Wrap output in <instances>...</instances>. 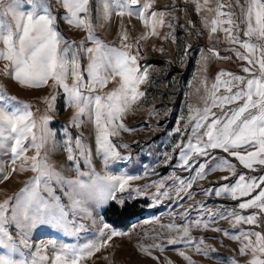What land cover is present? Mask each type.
<instances>
[{
	"label": "snow or ice",
	"instance_id": "snow-or-ice-1",
	"mask_svg": "<svg viewBox=\"0 0 264 264\" xmlns=\"http://www.w3.org/2000/svg\"><path fill=\"white\" fill-rule=\"evenodd\" d=\"M193 2L197 14L205 10L213 14L210 20L201 18L209 40L222 32L226 43L238 46L225 50L235 52L237 59L245 62L242 71L246 75L220 70L210 87L206 80H201L206 93L204 107L189 108L184 131L179 127L183 117L177 121L174 130L182 137L187 136V142H178L173 151L179 150L176 167L188 172L189 176L166 178L174 182L175 198L164 179L145 185L144 189L156 188L151 196L153 205L167 198L183 207L181 201L191 199L195 194L192 191L194 182L211 172L228 171L230 176H221L220 180L228 181L235 176L233 183L203 188L201 194L230 198L240 201L237 205L240 210L258 211L243 215L235 209L225 211L222 206L212 211L206 208L204 201H197L179 213L185 223L161 225L178 232L177 236L168 238L167 244H184L194 248L197 254L217 259V264H239L235 258L225 260L212 256L216 249L205 244L202 237L194 239L190 232L193 227L210 229L238 242L239 255L249 257L245 264H264V231L256 230L264 228V174L237 175L236 165L225 157L214 155V150H221L245 169L255 172L259 166L264 170V0H243V3L241 0H216L214 8L209 6L210 0ZM153 4L154 0H0V77L21 88L52 89L49 95L40 97L45 112L37 119L29 102L0 87V149L10 147L13 165L6 174L0 169V182L7 181L17 171V161L20 172L33 173L18 193L0 201V264H86L108 246V241L120 235L116 231L106 232L109 226L105 223L100 236L107 235L106 240L59 245L53 241L35 246L30 242V233L46 229L77 236L86 230L77 218H90L89 206L105 208L116 204L123 208L127 201L117 193L143 195L141 188H130V181L140 179L139 176L114 175L106 169L110 163L131 159L130 155H122L118 150L128 148V145L116 144L111 138L122 131H134L122 122L123 117L146 96L140 86L149 82L151 66L139 63L140 41L158 36V29L165 26V17L169 15L163 10H152ZM234 8L240 10L241 22L245 24L243 39ZM113 14L121 18L136 17L142 23L145 31L136 39L135 45L129 42L128 32L123 27L118 34L119 47L96 35L94 20L107 22ZM61 24L85 35L79 41L69 40L60 31ZM188 25L194 26L190 20ZM167 27H172L171 21L167 22ZM169 35L175 43L172 33L165 34L163 39H168ZM89 44L91 46H86ZM190 48L191 45L185 46L184 57ZM159 51L163 52V49ZM210 57L231 59L221 57L215 48L202 50L198 61L202 71L207 70ZM84 58L87 64L82 63ZM110 82H116L117 86L103 91ZM61 97L72 114L69 124L61 130L64 139L58 143V132L50 127L54 118L49 113L55 111ZM214 108L219 112L212 111ZM85 115L94 124L96 155L103 161V175L92 167V152L82 136L73 139L70 132L73 127H81ZM49 144L53 150L62 148L67 153L66 159L76 173L73 178H67L49 162L44 151ZM30 150L33 154L27 155ZM164 155L165 163L173 159L171 154ZM200 158L204 159L201 161ZM80 160L84 161L88 171L80 170ZM56 187L67 198V204L56 194ZM193 210L198 216L190 220L189 213ZM222 219H228L231 229L238 231L214 226ZM242 224L250 227L242 228ZM49 247L53 249L51 255L48 254ZM151 247L165 250L160 244ZM139 248L151 256L148 248L142 245ZM173 250L187 264H193L185 251ZM151 258L158 260L155 256Z\"/></svg>",
	"mask_w": 264,
	"mask_h": 264
},
{
	"label": "rangeland",
	"instance_id": "rangeland-1",
	"mask_svg": "<svg viewBox=\"0 0 264 264\" xmlns=\"http://www.w3.org/2000/svg\"><path fill=\"white\" fill-rule=\"evenodd\" d=\"M200 3H203V0H200ZM241 3H243V0H241ZM209 6L214 8L216 0H210ZM152 10H163L168 12L169 15L165 17V26L158 29V36H150L147 40L140 41L141 58L139 63L151 66L149 69V82L140 86V90L144 91L146 96L133 105L123 117L122 122L134 131H122L120 135L111 138L116 144L128 145V148L121 147L118 150L122 155H130L131 159L110 163L106 169L108 173L114 175L124 174L140 177V179L130 181V188H141L142 196L137 197L135 193L130 195L129 192L117 193V195L121 196L127 203L137 202L135 210L141 212L142 217H135L121 222V216L104 214V210L108 206L105 208L89 206L91 217L88 219L77 218L78 222L85 225V231L77 236H67L57 230L34 231L30 233V242L34 246L37 244H50L53 241L59 245L62 243L83 244L89 241H99L100 239L106 240L107 235L100 236V229L106 223L109 226L106 232L116 231L120 235L114 236L108 241V246L102 248L86 264H169V262L171 264H187L173 249L185 251L191 257L193 264H217V259L206 258L197 254L194 248L187 247L184 244L168 245V238L177 236L178 232L169 231L161 225L172 223L182 225L185 221L181 219L179 213L183 211V208L194 205L197 201H204L206 208L212 211L221 209V206L225 211L235 209L243 215L258 211L257 209L240 210L237 207L240 201H233L230 198L201 194L203 188L233 183L236 179L235 176L228 181L220 180L221 176H230V173L226 170L211 172L204 179L194 182L192 191L195 194L191 199L185 198L181 201L183 207L175 204L173 199L167 198H163L159 203L153 205L151 196L156 192V188L148 187L146 190L144 189L145 185H151L153 182L164 179L165 185L175 198L174 182L166 178L171 176L187 178L189 176L188 172L176 167L179 150L173 151L178 142H187V136L182 137L174 130L178 126L177 121L183 117L179 127L181 131H184V122L187 121L190 114L189 108L202 109L204 107L206 93L201 80H206L210 87L220 70L236 75H246L242 71L245 62L237 59L235 52L225 50L232 47L238 48V46L226 43L222 32L214 34L213 39L209 40L208 30L202 24L201 18L205 17L210 20L213 16L212 13L205 10L197 14L193 0H154ZM233 10L236 12L237 23L241 29L240 35L243 39L242 30L245 28V24L241 22L240 10L238 8ZM59 11H62V9ZM189 20L192 21L194 26L190 27L188 25ZM169 21L172 23L171 28L167 27ZM94 24L96 25V35L104 42L116 47L120 46L118 34L121 32L122 27L128 32L129 42L134 45L136 39L145 31L144 26L136 17L125 16L121 18L115 14L112 15L110 21L94 20ZM59 27L60 31L69 40L79 41L85 35L84 32L70 29L65 24H61ZM168 33L174 35L175 43L172 35H169L168 39H163L165 34ZM253 42H256L255 38H253ZM186 45H191V48L187 57H184ZM161 48L163 52L159 51ZM208 48H215L219 51L221 57H231V59L210 57L207 62V70L202 71L198 61L201 58L202 50L206 51ZM133 51H135V47ZM239 51L243 52L244 50L239 49ZM82 63L87 64V59L84 58ZM68 82L71 83L70 78ZM116 86V82H110L103 91H110ZM51 92L52 89L50 88L21 91L20 93L24 95V99L18 93L13 95H20V100L29 102L32 105L31 110L34 116L39 119L45 112V105L40 102V97L49 95ZM98 94H101L99 90ZM212 111L218 113L219 109L214 108ZM49 114L54 118L50 127L53 131L58 132L56 141L60 143L64 139L61 130L69 124L72 110L65 108L61 97L57 101L55 111ZM82 120L81 127H73L70 132L73 139L76 136H82L84 143L92 152V167L97 173L103 175L105 173L103 161L96 155L94 124L87 115L82 117ZM44 151L48 154L49 162L64 176L73 178L76 175L74 167L66 159L67 153L62 148L53 150L52 145L49 144ZM165 153L173 156V159L167 163H165ZM32 154V150L27 153V155ZM214 155L225 157L236 165L237 175L240 173H244L246 176L264 174V170H260L259 166H257L258 170L255 172L245 169L233 157L228 156L227 153L221 150H214ZM200 159L202 161L204 158ZM11 160L10 147L0 149V169L5 174L10 172L13 167ZM19 163V161L16 163L17 171L13 172L7 181L0 182V201L7 196L18 193L24 187L25 181L33 176L30 171L20 172ZM79 163L81 171H88L83 160H80ZM0 180H2V177H0ZM161 191H164V189H161ZM43 194L47 195V193ZM56 194L62 197L65 204L68 203L59 187H56ZM116 206L121 208L118 205ZM197 216V211L193 210L189 213L188 218L195 220ZM214 226L230 231H238V229H231L228 219L218 220ZM240 227L248 228L250 226L242 224ZM256 230L264 231V228ZM190 232L194 239L199 240L202 237L205 244L216 249L215 253H212L214 257L225 260L235 258L239 264H245V261L249 258L248 256H240L238 252L239 243L225 237L221 232L195 227L191 228ZM155 244L163 245L165 250L160 251L151 247ZM141 245L148 248L151 256L157 257L158 260L142 253L139 248ZM52 251L53 249L49 247L48 254L51 255Z\"/></svg>",
	"mask_w": 264,
	"mask_h": 264
},
{
	"label": "trees",
	"instance_id": "trees-1",
	"mask_svg": "<svg viewBox=\"0 0 264 264\" xmlns=\"http://www.w3.org/2000/svg\"><path fill=\"white\" fill-rule=\"evenodd\" d=\"M135 203H126L123 208H118L115 204H110L105 210L104 214H109L111 216H121V222L124 220H131L135 217H142L141 212H136Z\"/></svg>",
	"mask_w": 264,
	"mask_h": 264
},
{
	"label": "crops",
	"instance_id": "crops-1",
	"mask_svg": "<svg viewBox=\"0 0 264 264\" xmlns=\"http://www.w3.org/2000/svg\"><path fill=\"white\" fill-rule=\"evenodd\" d=\"M0 87H4L7 92L10 94V95H13V94H20L21 97L24 99V95L21 94L20 92L23 91H28L29 89H23L21 87H19L17 84H15V82L7 79V78H4V77H0ZM20 95H18V99H20L21 97H19ZM22 101H25V100H22Z\"/></svg>",
	"mask_w": 264,
	"mask_h": 264
}]
</instances>
